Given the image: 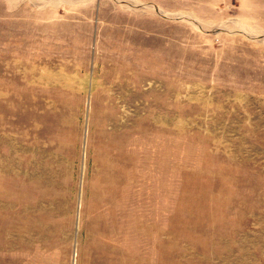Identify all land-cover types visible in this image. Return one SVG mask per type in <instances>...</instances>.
<instances>
[{
  "label": "rangeland",
  "instance_id": "rangeland-1",
  "mask_svg": "<svg viewBox=\"0 0 264 264\" xmlns=\"http://www.w3.org/2000/svg\"><path fill=\"white\" fill-rule=\"evenodd\" d=\"M0 264H264V0H0Z\"/></svg>",
  "mask_w": 264,
  "mask_h": 264
}]
</instances>
